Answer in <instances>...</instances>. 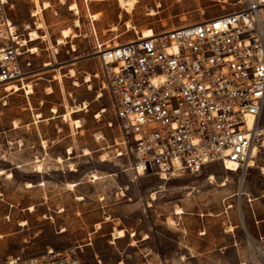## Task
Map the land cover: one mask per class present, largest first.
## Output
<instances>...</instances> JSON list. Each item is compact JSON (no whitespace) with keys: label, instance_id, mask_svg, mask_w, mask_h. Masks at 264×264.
Listing matches in <instances>:
<instances>
[{"label":"rangeland","instance_id":"1","mask_svg":"<svg viewBox=\"0 0 264 264\" xmlns=\"http://www.w3.org/2000/svg\"><path fill=\"white\" fill-rule=\"evenodd\" d=\"M40 1L50 5L36 16L34 0L7 3L23 37L43 21L38 31L48 39L28 42L37 47L25 79L33 93L0 85V264L75 245L82 264H239V249L253 254L244 264H264V244L244 226L264 215V161L246 173L219 162L169 178L135 172L118 153L121 133L96 54L98 44L215 16L241 0H138L131 12L118 0ZM67 27L71 35L58 43ZM73 106L81 107L72 113L80 127L62 116ZM233 224L244 242L234 241Z\"/></svg>","mask_w":264,"mask_h":264},{"label":"built area","instance_id":"2","mask_svg":"<svg viewBox=\"0 0 264 264\" xmlns=\"http://www.w3.org/2000/svg\"><path fill=\"white\" fill-rule=\"evenodd\" d=\"M7 3L0 0V85L27 93L34 52ZM117 43L98 44L96 54L121 133L118 153L135 172L169 178L219 162L246 173L264 161V0ZM80 249L1 264H82Z\"/></svg>","mask_w":264,"mask_h":264},{"label":"bare ground","instance_id":"3","mask_svg":"<svg viewBox=\"0 0 264 264\" xmlns=\"http://www.w3.org/2000/svg\"><path fill=\"white\" fill-rule=\"evenodd\" d=\"M118 1H119V3H120L121 7L125 8L127 11L131 12L132 9H133L134 6H135V3H136L138 0H118ZM34 2H35V6H36L35 9H34V12H33V15H34V16L39 15V14L42 12V10H43L44 8H47V7L50 5V3L47 2V1H45V2H41L40 0H34ZM71 8H72V9H75V8L77 9V4H76V3H73V4L71 5ZM153 13H154V11H152V14H153ZM39 17H40V16H39ZM39 17H38V18H39ZM95 17H96V16H95ZM40 20H41V19H40ZM77 23H79V22H77ZM187 24H188V23H187ZM183 25H186V24H183ZM45 26H46V25H45ZM27 27L29 28V26H27ZM43 27H44V23H43V21H38V22H37V27H36V28H30V29H29V38L27 39V42H29V41H34V40H37V39H39V38H43V39H44V38H47V39H48V34H42V33H40V32L38 31L39 28H43ZM61 32H62V36L58 38V43H62V42H64V37H68V36H70V35H71V32H72V29H71V27H67V28L62 29ZM73 32H74V31H73ZM143 34H144L145 37H147V36H151V35L154 34V30H153L152 28H146V29H144ZM115 44H118V43H115ZM30 48H31V51H32V52H35V51L37 50V47H36V46H32V47H30ZM49 64H50V63L48 62V63H46L45 65L47 66V65H49ZM71 74H72V75L74 74V70H73V69H71ZM86 80H90V75H87ZM74 83L77 84L78 82L75 81ZM10 88H12V89H14V90H18V89H20V87L17 86V84H14V85H12V86L7 87V89H10ZM26 89H27V93H28V94L34 92L33 85L30 84V83H29L28 85H26ZM47 91H48V92H52V91H53L52 87H48V90H47ZM80 109H81V107H78V106L70 107V108H68V109L62 114V116H63L65 119H71V120H73V123L76 124L77 127H80V126H81V120L78 119V118H73V117H72V113L75 112V111H77V110H80ZM52 112L57 113V112H58L57 108H56V107H53V108H52ZM39 116H40V114H39ZM60 159H62V158L60 157ZM251 164L253 165V163H251ZM236 165H237V164H236L235 162H230V163H229V166H231V169H234ZM38 166H39V165H38ZM262 171H263V173H264V166L262 167ZM2 172H4V169H1V168H0V173H2ZM212 178H213V177H212ZM27 183H28V185H32L31 182H27ZM225 184H226V182H222V183H221V185H225ZM30 209H31V210L33 209V205L30 206ZM177 212H178V213L183 212V210L181 209V207H178V208H177ZM23 223H24V222H23ZM115 235H117V236H123V235H125V233H124V231H123L122 229H119L117 232H115Z\"/></svg>","mask_w":264,"mask_h":264},{"label":"crops","instance_id":"4","mask_svg":"<svg viewBox=\"0 0 264 264\" xmlns=\"http://www.w3.org/2000/svg\"><path fill=\"white\" fill-rule=\"evenodd\" d=\"M255 221H252L249 217H247V221L244 224L246 229V237L255 242H260L262 244L263 241L260 239L261 236H264V215L257 216L254 214ZM232 230L234 231V241L235 242H244V237L240 234L239 224H233ZM236 233V234H235ZM239 264H244L243 260L247 258H252L253 254L249 253L247 250L239 249L238 252Z\"/></svg>","mask_w":264,"mask_h":264}]
</instances>
